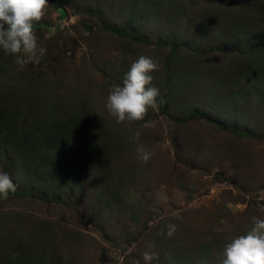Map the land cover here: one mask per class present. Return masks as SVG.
<instances>
[{"label": "rangeland", "instance_id": "rangeland-1", "mask_svg": "<svg viewBox=\"0 0 264 264\" xmlns=\"http://www.w3.org/2000/svg\"><path fill=\"white\" fill-rule=\"evenodd\" d=\"M48 2L45 16L34 23L38 44L46 49L38 63L20 67L14 62V56L0 49V96H5L9 103L13 95L24 94L28 97L26 104L36 107L47 99L51 108L28 112L27 116L32 113L31 122L36 112L48 123L74 119L78 111L71 109L80 105L73 101L76 98L86 101L91 113L103 125L113 123L116 120L106 109L109 89L113 84L123 85L126 73L139 56L163 60L167 48L159 47L154 41L166 38L165 33L172 25L163 26L162 19L156 15L139 17L134 9L130 11L138 0ZM250 2L252 0H162L164 6L179 4L182 11L181 24L173 23L178 24L171 32L183 44L175 52L181 54L182 59L187 57L190 48L185 43L193 30H200L197 27L201 13L213 7L238 11L240 5ZM146 9L155 13L152 8ZM104 21L113 23L123 32L145 35L147 43L106 32L101 26ZM210 38L206 39L205 35L200 36L202 41L197 38L199 42L193 44L194 49L199 54V62L212 59L216 61L215 66L222 65V74L192 77L180 94L176 93V87L185 82V77L181 81L176 76L170 77L167 85L162 86L164 74L160 67L154 87H162L166 92L165 109L150 110L145 120L133 122L131 127L118 123L120 129L114 128L113 135L121 140L120 150L91 170L87 169L89 173L103 168L112 171L111 179L106 176V184L96 182L100 181L97 178L91 181L90 174L85 173L72 192L61 194L58 191L55 196L48 194L45 198L37 193L33 196L27 176L14 168L17 161L12 158L10 137L0 133V171L9 174L17 185V191L10 193L7 200L0 198V221H3L2 214L6 215V220L11 217L18 221L22 228L16 232L20 237L30 230L27 218L54 224L51 234L55 229L63 232L67 243L57 252L71 253L76 264H144L145 251L157 253L160 248L165 252L169 249L170 245L163 248L155 244L154 234H151V231L166 233L168 223L178 228L171 238L162 235L166 241L189 249L191 245H206L212 240L217 244L211 243L220 246L221 241H228L242 229L250 228L252 216L264 219V60L259 64L263 70L254 74L245 70V74L240 71L220 83L215 79L228 75L236 53L243 52L250 57L248 53L255 54L252 48L264 47V36L256 37L255 43L250 41L244 49L228 47V52L226 47L216 48L211 42L216 39ZM175 56L173 68L183 65L174 60ZM251 62L254 64L256 58ZM182 69L177 72L185 73ZM245 87L246 91L239 90ZM234 90H237L236 98L226 104L228 110L221 106L216 115L185 116L188 106L197 107L200 112L203 108L208 110L222 102L225 93ZM1 111H6L5 106L0 107ZM1 114L3 119L4 114ZM148 121L154 122V126L142 128ZM31 122L23 119L22 128L26 129L23 132L33 130L35 125ZM17 123L13 122L15 126ZM136 130L141 131L140 142L154 154L147 165L137 160L136 144L130 140ZM105 141L117 147L113 138ZM80 152L77 150L75 155ZM160 191L168 196L167 202H156V193ZM102 193L108 197L107 201L111 199L109 203H101ZM149 241L154 242V249L146 248ZM211 252L214 257L220 253L219 250ZM198 253L203 252H196L197 256ZM215 260L206 257L195 261L213 264ZM219 263L221 261L216 264Z\"/></svg>", "mask_w": 264, "mask_h": 264}, {"label": "trees", "instance_id": "trees-1", "mask_svg": "<svg viewBox=\"0 0 264 264\" xmlns=\"http://www.w3.org/2000/svg\"><path fill=\"white\" fill-rule=\"evenodd\" d=\"M138 1L137 5H131L132 9L130 11L134 9L135 14L139 17L145 14L156 15L162 19L163 26L167 24L170 27L172 25V28L169 30L170 33L168 31L165 33L166 38H158L154 41L159 47L167 48V53L163 56L161 62L158 57L155 58L154 56V59L160 63L159 68H162L161 71L164 74L162 86L167 85L170 77L174 79V76H176L178 81H181L185 77V82H180L179 86L176 87V93L182 94L183 91L180 92L181 89L188 85L187 80L192 77L198 78L208 73L211 77L213 74H222V65L215 66V60L207 59L205 62H199V54L194 49L196 47L193 44L199 42L197 38L201 40L200 36L205 35L206 39L209 40L211 39L210 37H213L216 41L211 42L216 48L226 47L227 52L229 51L228 47L232 46L235 49H244V46L250 45V41L255 43L253 39H256V37L264 36V2L258 3L252 0V2L246 5H240L238 11L232 10L229 12L226 9H214L213 7L201 13L198 17L197 29L200 30L197 32L195 29L189 34L188 42L185 44L190 48V52L185 59H182L181 54L175 52L183 46L181 43L182 40L180 42L178 38L174 37L175 34L171 33L174 31V25L181 24L182 11L180 5L170 7V4H168V6H164L161 4L162 0ZM146 8L154 9L155 13ZM249 21L252 24H249ZM176 22L178 23L173 24ZM101 26L106 32L116 36H125L135 42L147 43V37L141 35L139 32L132 34L123 32L118 26L106 21L102 22ZM252 50L255 51L256 56L253 52L248 53L250 57H247L243 52L236 53L234 55L235 62L231 70L228 71V75L224 79L220 77L215 78L216 82L220 83V80L226 81L232 79L240 71L245 74V70H249L250 73L254 74L255 71L263 70L259 66L264 60L263 45L258 49L252 48ZM258 52L260 53L258 54ZM174 56V60L177 63H183V65L173 68L172 59ZM253 58H256L254 64L251 62ZM180 67H183L182 70L185 73L177 72ZM151 75L153 76L152 86H154L158 81V71L152 72ZM159 85L160 83L158 87ZM211 89H214L213 86ZM239 90L244 92L247 90V87L240 88ZM159 91L160 96L157 99L163 101L160 106V109L163 110L166 106L164 102L166 92L164 93L162 91V87ZM236 94L237 90L225 93L222 102H218L215 105L216 107H211L208 110L203 108L202 112L197 107L191 108L188 106L185 116L191 117L197 114L206 115L208 113H214L216 115V110L221 108V106L224 110H228L226 104L228 102H234ZM81 97L86 98L85 96ZM25 101H28V97H24V94L13 95L9 103L5 101V96H0V107L5 106L6 109L5 112H0V133H5V135L10 137L13 143L12 158L17 161V164H14V168L19 170L22 176H27L26 182L30 185L33 196L34 193H37L41 198H45L48 194L55 196L54 193L58 191L61 194L64 192H72L79 177L84 176L85 173H89V170L94 168L95 164L99 165L103 160H108L114 156L122 146L121 140L118 138L116 140L114 138L115 135H113L116 132L114 128L120 129L119 124L114 121L113 123L103 125L100 119L91 113V106L87 105L86 101L84 102L83 100L73 98V101L80 103L79 108L71 109L74 112L78 111L77 117L71 120L63 119L61 123H48L38 112H36L34 120L31 122V116L29 115L32 113H29L27 116L28 112H33L32 110L36 108L48 109L51 106L47 99L39 104L40 107H36L34 104L33 106H28ZM1 113L4 114L3 119ZM23 119L35 125L31 132L26 133L22 131L26 130L22 128ZM12 121L14 123L18 122L16 126ZM111 138H113V143L116 142L117 147L105 141ZM77 150H81V152L75 155ZM106 164L108 165V163ZM88 167H90L89 170H87ZM111 173L112 171L103 168L99 171L90 172L89 174L91 181L97 178L100 181L96 182L105 183L107 182V177L111 179ZM102 197L103 200L101 203L103 204L109 203L111 200L109 199L107 201L108 197L104 193H102ZM56 201L59 200L56 199ZM2 217L3 221H0V264H76V259L71 256V253L68 252L66 254L62 252L66 254L63 255L57 252V250L59 251V249L64 248L67 243L64 241L65 237L63 236V232H57L55 229V232L51 234L54 224L42 219L27 218L30 230L20 237L16 231L22 228L21 224L18 221H14L11 217L6 220L5 214H2ZM248 229L250 228L242 229L240 234ZM160 233L159 231L158 233L151 231V234H154V239L152 240H156L155 244L163 248L168 245L170 246L166 252L162 248L158 250L157 254L159 259L154 260L153 264H197L196 259H205L206 257L217 259L213 264L219 261H221L219 264H222L224 247L231 241V239L221 241L218 243L220 246H218L212 240L211 242L215 244L210 242L206 243V245H191L189 249H186L182 245L179 247L174 243L167 242L165 237L160 235ZM211 250H219L220 253L214 257ZM200 251L203 252L202 255L198 253L199 256H197L196 252Z\"/></svg>", "mask_w": 264, "mask_h": 264}, {"label": "clouds", "instance_id": "clouds-1", "mask_svg": "<svg viewBox=\"0 0 264 264\" xmlns=\"http://www.w3.org/2000/svg\"><path fill=\"white\" fill-rule=\"evenodd\" d=\"M48 0H0V49L5 54L15 57V63L24 67L30 62H39L46 49L40 47L34 31V23L39 22L45 16ZM39 54V55H38ZM159 70V63L152 57L141 55L132 63L126 73L123 85L113 84L106 98V109L115 118L117 123H126L129 127L133 122L143 121L149 111L158 112L162 100L157 98L160 91L152 86V72ZM154 122L148 121L142 128H150ZM141 131L136 130L130 140L136 144L135 153L137 160L147 165L153 157L140 142ZM17 191V185L6 172L0 171V198L7 200L9 194ZM156 202H167L168 196L163 191L156 193ZM250 229L233 236L223 250L222 264H264V219L251 217ZM166 235L171 238L177 231L178 226L168 223ZM147 249H154L152 241L146 243ZM144 264H151L159 259L154 251H145L143 254Z\"/></svg>", "mask_w": 264, "mask_h": 264}]
</instances>
